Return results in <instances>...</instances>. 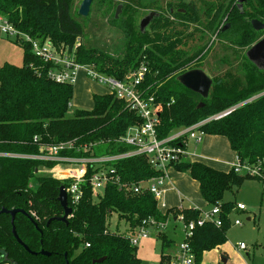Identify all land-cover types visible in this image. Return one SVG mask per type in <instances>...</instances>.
<instances>
[{
    "label": "trees",
    "instance_id": "16d2710c",
    "mask_svg": "<svg viewBox=\"0 0 264 264\" xmlns=\"http://www.w3.org/2000/svg\"><path fill=\"white\" fill-rule=\"evenodd\" d=\"M73 1L0 0V15L31 37L44 40L48 37L56 47L64 46L71 51L84 35L82 26L72 16ZM102 1L106 2L109 12L114 9L116 0ZM174 1L186 12L177 11L175 16L187 24L173 25L167 19V30L158 35L161 39L158 42L153 38V43L138 31L131 14L133 11L126 8L122 16L116 19L114 15L109 22L124 34L128 50L134 37L139 36L136 53L130 51L116 60L103 54L98 59L94 58L93 52L79 47L78 62L96 64L100 71L121 79L145 61L150 74L146 76L144 88L166 106L159 117L161 139L176 129L226 114L204 125L203 131L209 136L226 138L241 163L259 167L264 178V71L246 57V52L264 37V31H255L251 24L253 20L264 24V0H245L242 11L235 5L236 0H225L216 10L208 9L207 32L226 41L229 44L226 51L233 49L235 54L247 51L240 65L243 76L229 78L227 88L220 86L219 80H213L212 92L207 99L187 90L178 81V77L187 71L202 68L196 62L203 60L206 47L199 48L194 54L181 49L186 33L182 28L189 30V26H196L201 15L192 0ZM161 21L162 18L155 19L156 25ZM193 32L186 38L193 36ZM22 47L23 66L9 63L0 66V213L3 209L25 212L17 214L14 225L20 240L36 255L28 253L15 239L11 216L0 214V264H144L137 256V248L125 239L126 234L149 217L164 220L171 215L183 214L187 222L197 221L201 210H171L164 216L158 210L155 197L148 191L126 194L113 185L106 188L99 202H94L92 190L86 183L77 205L68 200L73 210L68 223L59 221L64 216L58 200L60 188L67 184L59 178L36 173L41 166L53 169L58 163L16 156H39L41 147L69 142L97 144V147L88 153L63 151L60 156L99 158L125 154L130 148L115 140L141 120L129 111L124 101L111 95L95 96L92 110H75L71 116L74 86L53 82L48 76L50 65L37 59L29 46ZM172 100L175 103L168 108L167 104ZM201 104L204 106L198 109ZM111 166L124 183H139L161 174L152 169L144 157L122 159ZM174 169L199 183L208 209L221 208L220 228L206 224L194 233L192 248L197 264H202L205 253L227 242L226 235L232 225L230 215L236 204L225 202V194L234 188L241 189L245 181L263 184V179L239 175L234 169L217 171L188 160L181 161ZM92 173L89 170L87 179ZM34 180L36 189L32 187ZM113 214L128 226L124 232L119 228L115 232L110 230L108 219ZM159 238L162 242L160 264L164 261L169 264L170 254L165 251L172 248L175 241L166 234ZM87 244L89 248H86ZM41 252L50 256H43ZM100 259L105 260L95 262Z\"/></svg>",
    "mask_w": 264,
    "mask_h": 264
},
{
    "label": "built area",
    "instance_id": "2783aa9c",
    "mask_svg": "<svg viewBox=\"0 0 264 264\" xmlns=\"http://www.w3.org/2000/svg\"><path fill=\"white\" fill-rule=\"evenodd\" d=\"M0 35L18 45L29 46L37 59L44 64L50 65L48 76L53 82L75 86L80 75L83 74L87 80L105 87L109 95L116 100L124 101L129 111L135 113L141 120L140 124L130 127L123 137L115 140L116 143L130 148L125 154L99 158L94 156H60L63 151L75 150L78 153H88L97 147V144L77 145L75 142H69L58 146L41 147L39 156H16L56 162L58 165H78V170L66 171L68 173L67 176L62 173L63 177H57L67 184V186L64 185L65 191L68 195V200L70 199L73 205H77L80 202L83 197V187L88 183L93 193L94 202H99L104 196L106 188L109 185H113L126 194H140L143 191H148L155 197L158 203V210L161 212L159 207L163 189L169 177V170L174 169L181 161H189L192 158L190 142L193 141L197 145L202 142L206 136L202 129L204 125L217 117L226 115L210 118L191 127H183L176 134L172 132L167 138L161 139L159 137V129L161 127L159 117L166 106L164 107L163 103L157 102L156 98L144 88L146 76L150 74L149 67L145 61H142L139 66L129 71L123 78L118 79L100 71L96 64H81L78 62L76 50L79 44L76 45L73 51L67 48L61 50L48 39H35L28 33L21 31L3 15H0ZM174 103L175 100H172L167 104V107L169 108ZM35 140L37 141V138ZM100 144H103V142ZM132 157H144L152 169L161 173L160 176L139 183L122 182L111 164ZM232 169L239 175L263 179L264 185L263 174L259 167L243 164L237 158V163L233 165ZM89 170L93 173L87 179L86 176ZM234 211L246 212L247 207L243 204H237ZM161 213L164 216L166 214ZM220 214L221 208L219 206L201 210L200 218L197 221L187 222L183 214H178L176 222L180 224L183 240L177 245L175 253L170 256L169 264H197L196 255L192 248L194 233L197 228L204 227L206 224H213L220 228L222 226ZM171 223H173L171 216L164 220L149 217L143 220L134 231L126 234L125 239L129 241L132 247L137 248L153 234L156 236L164 234ZM233 224L237 227L242 226L240 220H235ZM89 247L90 245L87 244L86 248ZM239 247L241 250L247 249L244 244H240Z\"/></svg>",
    "mask_w": 264,
    "mask_h": 264
},
{
    "label": "rangeland",
    "instance_id": "374dc122",
    "mask_svg": "<svg viewBox=\"0 0 264 264\" xmlns=\"http://www.w3.org/2000/svg\"><path fill=\"white\" fill-rule=\"evenodd\" d=\"M83 1L84 0H74L71 7L73 18L80 23L84 32L82 40H77L76 45L79 44V47H81L84 51L93 52L94 58L98 59L103 54L115 60L122 59L126 53L133 51L135 54L138 49V43H140L139 36L134 37L132 41L133 44L128 50L124 34L119 29L112 26L109 22L116 14L119 6H122L120 16H122L126 8L128 10L130 8V10L133 11L131 14L136 20L138 31H140L141 20L148 16L149 13L155 12L162 15V21L159 25H156L154 19L145 33V35H147V39L150 38L148 40H151L152 42L153 38L156 39L158 35L163 34L167 30V26H165L167 19L169 23L173 21L169 15V8L175 7L176 10L178 9V5H176L174 0H116L114 9L109 12L107 10L106 2L96 0L89 16L84 18L79 15L80 6ZM240 1L241 0H236L235 5H242ZM188 2H190V0H188ZM192 2L200 13L201 20L196 26H189V30L182 28V31H185L186 33L183 35L185 38L183 39L184 41L181 49L186 51L188 54H194L196 50L199 48L203 49L205 46L206 50H204L205 52L202 56L203 60L198 59L196 63L201 64V69H203L212 80H219V85L227 88L226 81L229 78L233 77L235 79L238 77L239 79V76H243L240 65L243 63L242 56L247 50L239 51V53L241 52L240 54H235L233 49L226 51L225 47L229 46V44L226 41L217 38V36L207 32L208 30L205 29V26L209 21L207 18L208 9L216 10L219 6L224 5L225 0H192ZM177 24L183 25L180 22H177ZM154 28H156L155 31ZM195 28H197L198 31L193 32ZM177 32H180V29ZM192 32L194 35L186 38V36ZM46 38L51 41L50 38ZM159 40L161 39L157 38L155 41L158 42ZM76 45L71 51L75 49ZM59 48L61 50L66 49L64 46H59ZM67 49L70 50L69 48ZM23 55L24 49L21 45H18L0 35V66L5 63H9L21 67L23 66ZM142 59H144V57ZM107 65H109L108 62ZM213 85L211 87L210 94L212 92ZM75 110L84 109L79 106H74L70 112L71 116ZM178 130L179 129L174 130L173 134H176ZM207 136V138L204 137V143L202 141L203 144L197 145L193 141L190 142V150L194 151V147L197 146L198 148L201 146L200 148L203 149V147L209 145L211 151L214 153H217V150L219 152L226 150L230 154L232 153L231 147L229 146L230 144H228L224 138H220V140L216 143L211 141L209 144V139H212L210 137L213 136ZM200 148L198 151L201 154ZM236 163L237 159L234 160V164ZM78 169V165L72 164L58 165L53 169L41 166L38 169V174L39 176L57 178L61 176L63 177L64 173L66 174H64V176H67L68 173L66 171H76ZM32 187L34 189L37 188L36 180L32 182ZM224 200L225 202H232L234 204H243L248 208V212L236 213L234 211L230 215L232 225L226 235V244H224L221 249L217 248L207 252L204 256V264H225L221 259L222 253H226L229 257L227 264H264V185L254 180L245 181L241 189L234 188L232 191L227 192ZM248 218H251V221H248ZM235 220H240L242 222V226H234L233 223ZM108 224L112 232H115L117 228L124 232L127 226L124 221L119 222L116 214L109 217ZM180 230L181 227L179 228V231ZM167 235H169L170 238H174L173 240L175 243L181 239L179 234L173 237L172 234L168 232ZM153 237L154 236L152 235L148 240L143 241L139 247H137V256L144 264H160L161 262L162 242L160 240H154ZM240 244H244L247 249L241 250L239 247ZM170 251L171 249H166L165 252L169 253ZM163 264H168V261H164Z\"/></svg>",
    "mask_w": 264,
    "mask_h": 264
},
{
    "label": "crops",
    "instance_id": "0c3cea01",
    "mask_svg": "<svg viewBox=\"0 0 264 264\" xmlns=\"http://www.w3.org/2000/svg\"><path fill=\"white\" fill-rule=\"evenodd\" d=\"M106 95H109V92L105 87L87 80L84 77V75L81 74L78 79L77 85L74 86V98H73L74 105L72 103V107L79 106L82 107L84 110H92L94 107L93 98L95 96H106ZM205 137L207 138L208 136L206 135ZM210 138L212 139H209V144L211 141L213 143H216L218 140H220V138L223 139L224 137L213 136ZM224 139L229 144V141L226 138ZM203 143L201 142L200 144ZM199 148L197 146L194 147L195 149L194 151L190 150V152L193 155L191 156L192 158L189 161L202 163L217 171L229 172L234 165V160L237 159V155L233 151L231 154L226 150L221 152L217 150V153H214L211 151L210 146L207 145L203 147V149L200 148L201 149V154H200V152L198 151ZM159 208L163 213H167L168 211L171 210L182 211L183 209L184 210L208 209L207 203L205 202V200L201 195L199 183L193 180L188 174L179 173L175 169L169 170V177L163 189L162 200L160 202ZM237 212L238 211H236V213ZM246 212H248V208ZM171 217L173 219V223L170 224V227L164 234L167 235V233L169 232L172 234L173 237L179 234L181 239L178 242H176L172 248H170L171 251L168 253L170 254V256L173 253H175L177 245L181 243L183 240V234L181 230L179 231L180 224L176 222V216L174 217L173 215H171ZM248 221H251V218H248ZM153 236H154L153 237L154 240H160L159 236H156L154 234ZM167 236L171 240L174 239V238H170L169 235ZM222 247L223 246H220L219 249H221ZM205 255L206 253L204 254V256ZM221 255H222L221 259L223 263L227 264V262L229 261V257L227 256L226 253L225 254L222 253ZM202 264H204V257Z\"/></svg>",
    "mask_w": 264,
    "mask_h": 264
},
{
    "label": "water",
    "instance_id": "95a60500",
    "mask_svg": "<svg viewBox=\"0 0 264 264\" xmlns=\"http://www.w3.org/2000/svg\"><path fill=\"white\" fill-rule=\"evenodd\" d=\"M245 0H241L240 3H243ZM94 0H84L81 6V9L79 11V15L81 17H88L90 14V10H91V6L93 4ZM239 10L242 11V5L239 6ZM122 11V6H119L116 14H115V18L118 19L120 17ZM159 15H157L156 13L152 12L150 13L147 17H145L144 19L141 20L140 23V32L142 34L146 33L147 28L149 27V25L153 22V20L155 18H157ZM252 27L255 31L257 32H261L264 31V24H262L261 22L257 21V20H253L251 22ZM229 26H227L224 30H226ZM246 57L248 58V60L255 65L260 71H264V37L255 45H253L246 53ZM178 81L181 83V85L186 88L187 90L200 95L202 98L207 99L209 97L210 94V90L211 87L213 85V80L206 74V72L204 70L201 69H194L191 71H187L186 73L182 74L181 76L178 77ZM204 105L201 104L198 109H201ZM36 173H38V170H36ZM62 208L64 209V216L61 219H58L59 221L63 222V223H68V219L69 217L72 215L73 210L69 207V203H68V195L65 191V187L62 186L60 188V195L58 198ZM25 214L24 211L21 210H14V211H7L6 209H3L1 211V215L2 214H8L11 216L12 220V226H13V230L12 233L15 237V239L17 240V242L24 247V249L32 254V255H36L35 253L31 252L28 247H26L23 242L20 240L17 232H16V228L14 225L15 222V218L17 216V214ZM52 221H50L49 223H51ZM41 255L43 256H50V254L46 253V252H41ZM105 259H100L98 261H95L96 263H102Z\"/></svg>",
    "mask_w": 264,
    "mask_h": 264
},
{
    "label": "flooded vegetation",
    "instance_id": "af4514ba",
    "mask_svg": "<svg viewBox=\"0 0 264 264\" xmlns=\"http://www.w3.org/2000/svg\"><path fill=\"white\" fill-rule=\"evenodd\" d=\"M96 0H94V2H95ZM94 2H93V4H94ZM187 2H188V0H187ZM83 3V2H82ZM93 4H92V6H91V9H92V7H93ZM245 4V1L242 3V6ZM81 6H82V4H81ZM81 6H80V9H81ZM239 6L240 5H238L237 4V7H238V9H239ZM118 9V8H117ZM242 9H243V7H242ZM80 11V10H79ZM169 15H170V18H172V20L173 21H171V23L173 24V25H178L177 24V22H180L181 24H187V22H185V21H180V19H178L176 16H175V14L176 13H178L177 11H179V12H181V13H184V14H186V12L183 10V9H181V8H178L177 10L175 9V7H170L169 8ZM90 12H91V10H90ZM152 13V12H151ZM155 13V12H154ZM150 14V13H149ZM148 14V15H149ZM157 15H159L157 18H162V15L160 14V13H156ZM147 17V16H146ZM145 18V17H144ZM143 18V19H144ZM156 19V18H155ZM141 23V22H140ZM147 31V30H146Z\"/></svg>",
    "mask_w": 264,
    "mask_h": 264
}]
</instances>
